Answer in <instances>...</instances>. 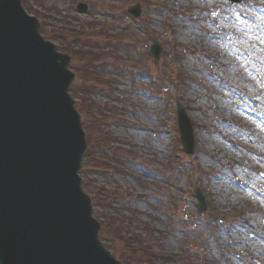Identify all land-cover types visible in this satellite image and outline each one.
Segmentation results:
<instances>
[{"label":"rangeland","instance_id":"374dc122","mask_svg":"<svg viewBox=\"0 0 264 264\" xmlns=\"http://www.w3.org/2000/svg\"><path fill=\"white\" fill-rule=\"evenodd\" d=\"M136 2L141 21L125 13ZM261 3H22L40 35L69 57L70 96L89 147L82 189L101 242L122 264H264V224L254 214L264 148L258 122L242 110H264ZM154 40L163 49L156 64L148 56ZM176 101L194 127L191 158L176 141ZM195 187L205 198L202 214Z\"/></svg>","mask_w":264,"mask_h":264},{"label":"water","instance_id":"95a60500","mask_svg":"<svg viewBox=\"0 0 264 264\" xmlns=\"http://www.w3.org/2000/svg\"><path fill=\"white\" fill-rule=\"evenodd\" d=\"M128 13L137 17L139 7ZM32 24L18 0H0V264H22L24 253L26 264H118L97 242L98 225L76 178L84 144L65 96L67 59ZM150 54L156 59L158 49ZM177 121L183 152L190 154L191 128L180 105ZM46 200L47 208L37 206ZM22 208L31 216L23 247L21 231L7 229Z\"/></svg>","mask_w":264,"mask_h":264}]
</instances>
